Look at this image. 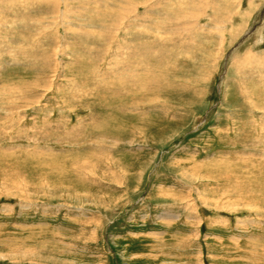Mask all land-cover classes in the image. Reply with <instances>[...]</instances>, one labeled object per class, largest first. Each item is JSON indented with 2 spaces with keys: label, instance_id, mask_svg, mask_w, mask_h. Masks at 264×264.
Here are the masks:
<instances>
[{
  "label": "rangeland",
  "instance_id": "rangeland-1",
  "mask_svg": "<svg viewBox=\"0 0 264 264\" xmlns=\"http://www.w3.org/2000/svg\"><path fill=\"white\" fill-rule=\"evenodd\" d=\"M142 6L0 0V264H264V0Z\"/></svg>",
  "mask_w": 264,
  "mask_h": 264
},
{
  "label": "bare ground",
  "instance_id": "bare-ground-1",
  "mask_svg": "<svg viewBox=\"0 0 264 264\" xmlns=\"http://www.w3.org/2000/svg\"><path fill=\"white\" fill-rule=\"evenodd\" d=\"M55 1V0H54ZM132 2H134V5L137 7L139 4H141V6L142 5H145L147 2H148V0H131ZM51 2V1H50ZM158 2H159V0H158ZM109 4V3H108ZM64 5V4H63ZM10 7V6H9ZM142 7H144V6H142ZM148 7V6H147ZM11 8V7H10ZM79 8V7H78ZM110 8V7H109ZM116 8L119 10V11H115V12H117V13H121V11H120V9L121 10H123L124 9V7H123V5L122 4H117L116 5ZM131 9V8H130ZM129 9V10H130ZM133 9L134 8H132L130 11H133ZM63 10V9H62ZM81 10V9H80ZM114 10V9H113ZM127 10V9H126ZM53 11V10H52ZM110 11V10H109ZM111 12V11H110ZM122 14V13H121ZM132 14V13H131ZM62 15V14H61ZM117 16V15H116ZM122 16V15H121ZM131 15H129V17H130ZM103 17V16H102ZM122 18H123V16H122ZM135 18H136V15H135ZM54 19V18H53ZM125 19V18H124ZM129 19V18H128ZM117 20V19H116ZM122 20V19H121ZM120 20V21H121ZM102 21V20H101ZM118 21V20H117ZM127 21V20H126ZM133 22V21H132ZM105 23V22H104ZM113 23V22H112ZM118 23V22H117ZM120 23V22H119ZM107 24V23H106ZM126 24H128V23H126ZM104 25V24H103ZM108 25V24H107ZM112 25V24H111ZM122 25H123V23H122ZM117 26V25H116ZM148 27H139L140 28V30L139 31H134L132 34L134 35V36H137V37H139L140 38V36L144 33V32H146V30H148V31H152V29L153 28H155L156 26H159L160 27V23L159 22H157V23H155V22H153V23H151V24H148L147 25ZM107 27H109V26H107ZM115 27V26H114ZM113 27V28H114ZM119 27V26H118ZM138 27V26H137ZM124 28V27H123ZM102 30V29H101ZM101 32V31H100ZM112 32V31H111ZM153 32V31H152ZM109 33V32H108ZM94 35V34H93ZM108 36V35H107ZM124 36V35H123ZM111 37V36H110ZM53 38V37H52ZM86 38H88V37H86ZM108 39V38H107ZM83 41H85V39L83 40ZM129 41V40H128ZM87 43V42H86ZM105 45V44H104ZM131 45H133V44H130V46ZM81 47H83V46H81ZM117 48V47H116ZM253 59V58H252ZM264 59V58H263Z\"/></svg>",
  "mask_w": 264,
  "mask_h": 264
}]
</instances>
